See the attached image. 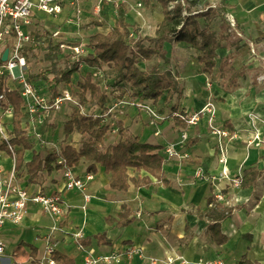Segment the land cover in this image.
<instances>
[{
  "label": "crops",
  "instance_id": "obj_1",
  "mask_svg": "<svg viewBox=\"0 0 264 264\" xmlns=\"http://www.w3.org/2000/svg\"><path fill=\"white\" fill-rule=\"evenodd\" d=\"M78 1L81 13H85L92 4L90 0ZM221 1L211 0V3L216 6ZM225 1L229 6V14L234 15L237 28L244 35V39L238 38L230 31L233 40L239 41L238 51L241 55L235 59V62L232 59L233 66L237 70L245 71V76L238 81L239 84L240 80L247 75L245 67L249 63H251L250 68L257 70L259 76L264 73V0ZM73 14L74 12L67 7L61 14L55 16L34 11L29 27L34 43L36 42L35 34L39 36L45 34L48 23L55 27L51 32L59 31L61 38L66 34L62 26L67 24V18ZM214 24H218V27H214ZM220 24L221 22H215L211 26L219 31ZM89 25L93 26L90 23ZM93 27L98 30L93 35L110 32L101 31L107 27L106 22L103 27ZM245 40L253 43L255 56L251 54ZM171 44L177 43H167L166 50ZM180 44L191 47L185 43L178 45ZM223 48L218 50L221 60L231 53L227 52L229 49L227 46L226 53L222 50ZM220 51H224V54L221 55ZM194 53H196L195 50ZM194 53L188 51L187 57L174 61L172 68H167L172 70L184 86L183 94L177 95L170 104L165 101L166 94L157 104L152 100H147L166 120H159L153 125L146 112L127 104L111 114L113 120L122 121L124 126L142 143L159 147V153L164 155V149L168 145L178 144L182 133L185 131L188 133L187 142L177 148L189 153V159H169L165 155L164 172L169 185L165 186L154 177H151V183H143L142 179L148 173L131 168L128 172L129 177L139 181V184L135 185L131 182L127 191L114 190L110 186V175L106 173L105 168L96 164L92 171L89 169L91 163L84 159L73 168L77 176L93 175L84 190H66L62 173L58 170L51 174L42 172L41 183H30L26 163L32 160L35 153L46 155L49 151H55L50 143L46 146L39 141L33 143L30 131L29 136L33 146L31 150L25 152L23 164L17 167L15 184L25 188L31 194L38 192L61 194L67 205V215L62 219H55L41 207L30 205L22 223L18 225L11 222L5 223L1 237L6 246L5 254L0 260L1 264H33L34 262L47 264L45 261L46 246L49 242L54 243L56 251L74 260L75 264H84L88 256L103 257L111 254H116L119 261L110 264H165V259L168 257L176 259L174 264H179L181 260L189 264H237L244 255H247L254 264H264V148L249 147L246 144L253 134L248 114L256 110L264 115V88L261 92H256L252 100L245 99L244 96L238 94H231V90H223L216 81H209L213 75L210 76L203 72V66L197 60V53ZM26 55L29 61V74L33 79L31 61L40 60L33 57L29 51H26ZM62 57L63 55L60 54V60ZM221 60L217 59L218 68ZM45 65L47 64L44 63ZM90 68L87 67L76 73L72 83L67 86L62 85L61 91L68 88L73 91V86H76L75 76L79 77L82 71H85V77ZM36 76L38 79V75ZM257 80L258 84L264 85V81L259 80V77ZM40 82V89L49 94L44 83ZM97 84L104 86L103 77ZM116 101L131 100L127 97L111 100L108 108ZM174 104L178 105L179 110L189 112L213 104L217 112L218 125L223 127L225 121L231 122L235 137L226 140V164L219 162L218 139L212 135L207 119L202 118L198 125L188 127L186 130L176 126L175 120L168 118ZM25 112L23 125L27 126L25 123L28 119L25 118ZM96 112L98 113V110ZM2 113L0 109V115ZM67 119L68 116H66ZM7 122L10 123L12 129L13 117H9ZM260 128L264 135V126L260 125ZM37 129L38 132L51 133V129L45 126L39 125ZM158 130L160 134L156 135ZM60 134L59 140L62 142L65 140L62 130ZM82 141L83 137L74 133L64 141L62 147L73 145L79 149ZM118 141L119 135L115 129H112L106 135L103 147L115 145ZM0 163L6 171L11 169V156L8 152L2 150ZM253 166L263 170V175L256 187L235 188L229 179H217L215 182L211 179L213 176L218 177L224 169L234 176L237 173L243 174L246 169ZM201 171L203 173L200 176ZM218 192L225 195L224 201H218L215 198L214 195ZM211 198L216 201L208 206ZM234 198H237L238 203H234ZM258 198L259 200L256 201ZM236 206L241 208L222 221L219 225L221 234L214 235L210 229L215 224L212 217L215 218L224 208ZM123 208L127 211L126 219L130 220L126 226L118 225L123 221L118 217ZM109 219L114 221L109 222ZM53 228L57 229L53 230ZM77 231L83 233L84 239H91L83 249L79 248L74 239V232ZM99 234H105L112 243L110 245L99 244L94 238ZM223 237L226 238L225 243H222ZM129 247L141 249L142 254L130 256ZM154 260L156 262H153Z\"/></svg>",
  "mask_w": 264,
  "mask_h": 264
},
{
  "label": "trees",
  "instance_id": "obj_2",
  "mask_svg": "<svg viewBox=\"0 0 264 264\" xmlns=\"http://www.w3.org/2000/svg\"><path fill=\"white\" fill-rule=\"evenodd\" d=\"M164 16L155 36H137L128 23L126 11L122 5L117 6V20L107 34L98 33L89 38L88 47L90 52L80 56V61L87 67H97L103 72L105 86L93 81L92 75L88 73L83 80L76 84L79 107L71 109L68 119L63 124L64 138L68 139L74 133L83 137L81 147L77 149L73 145L62 147L60 152L49 151L46 155L35 153L32 160L26 163L29 182L41 183V173L51 174L61 169L64 165L75 168L81 160L91 163L89 169L94 170L96 164H100L110 175V186L114 190L127 191L130 183L135 185L139 181L129 177L131 168L148 173L142 179L143 183H151V177L156 178L165 186L169 181L165 177L164 163L166 156L159 153V147L142 143L120 120H113L108 114V103L111 100L129 98L132 101L152 100L159 103L166 94V103L170 104L177 95H182L184 86L176 78L171 69H163L161 61H167V43H185L190 45L197 53V60L203 66V72L212 76L217 68L218 50L234 46V50L222 58L218 71L220 85L223 90L236 89L240 78L245 76L244 70H237L233 66V55L239 48V41L233 40L227 16L229 6L222 0L213 6L211 0H159ZM219 19L221 21L219 31L212 28V23ZM201 20L206 23L201 25ZM95 27L105 26L104 21H90ZM36 42L26 51L47 65L38 70V79L44 83L50 96L54 99L61 93L62 85H70L73 76L79 72V62L66 58L62 64L59 56L62 53L60 45L65 43L59 36L49 33L39 36L35 34ZM68 45H77L71 43ZM41 55V56H40ZM157 58L158 64L152 68L142 69L141 61L149 62ZM2 61L0 60V64ZM110 72L106 74L105 68ZM108 80L106 81L105 76ZM5 96V109L13 108L12 138L11 143L16 148V165L23 164L24 154L32 149L29 131L23 125L24 101L17 90L4 91L0 85V94ZM88 107V112H82L81 108ZM98 110V113L96 112ZM178 113L175 119L176 126L188 129V123L183 118L184 110H179L178 105L171 107V113ZM113 123V125H112ZM224 129L234 135L235 130L230 121L224 122ZM112 129L119 135V141L115 145L103 147V142ZM64 140V141H65ZM63 141V143H64ZM3 148H6L3 146ZM65 160L64 164L58 161ZM263 170L257 166L250 167L240 177V187L247 189L256 187ZM216 199H209L208 206ZM241 207L224 208L214 218L215 224L210 227L214 235L219 231V225L231 216L235 210ZM120 226L130 223L127 220L126 208L118 215ZM109 219V222H113ZM99 244L110 245L105 234L94 237ZM91 239H82L81 244L86 246ZM226 242L223 237L222 243ZM221 243V244H222ZM52 258L57 264H75L69 257L55 251ZM33 264H40L34 262ZM237 264H254L247 255H244Z\"/></svg>",
  "mask_w": 264,
  "mask_h": 264
},
{
  "label": "built area",
  "instance_id": "obj_3",
  "mask_svg": "<svg viewBox=\"0 0 264 264\" xmlns=\"http://www.w3.org/2000/svg\"><path fill=\"white\" fill-rule=\"evenodd\" d=\"M69 8L74 14L67 18L68 25L79 26V17L81 9L78 0H0V60L2 61L3 53L6 49H9L8 58L6 61H2L0 64V82L3 85L4 91L17 90L25 104V109L29 114L28 121H36L39 118H50L53 112H60L64 107L75 104L79 106L78 101L74 99L71 89H64L54 99L44 92L34 83L29 74V61L26 55L27 47H30L34 43V38L29 30L32 22L34 11H40L46 15H59L65 8ZM231 33L236 37L244 39L243 33L237 28V21L232 14L227 16ZM54 36L60 37V32H54ZM250 52L253 56L256 55V51L252 42L245 40ZM62 55L64 59L69 58L72 61L79 62L80 56L86 55L90 52L87 45H68L63 43L60 45ZM79 68L81 70L87 68L83 62H79ZM89 73L92 75V79L95 83L103 77V72L97 67H91ZM259 80L264 81V73L260 75ZM1 85V84H0ZM105 86V81L103 80ZM130 105L134 108L146 112L151 118V124H155L159 120H166L163 118L155 107L147 101H116L113 106L108 108V114H112L117 109H120L123 105ZM5 105L4 93L0 94V109L3 111L0 115V156L3 151H6L11 156L12 167L9 171H6L3 165L0 163V260L5 254V242L1 237V231L5 223L11 222L18 225L23 222L24 216L30 205H37L41 207L46 213L50 214L55 219H62L67 215V205L58 193L45 194L38 192L35 194L29 193L25 188H22L15 184L17 177V165H16V148L11 143L12 129L10 123L7 122L9 117H13V108L9 106L7 109ZM178 113H170L169 119L175 120L178 117ZM206 118L210 127L212 135L218 139L217 149L219 153V162L221 164L227 163V148L226 140L232 138L233 135L221 126L216 125V109L213 104H209L206 107L197 111H185L183 118L188 123V127L196 126L200 123L202 118ZM36 118V119H35ZM167 118V119H168ZM35 123V122H33ZM41 124V122H36ZM113 125V123H112ZM114 126V125H113ZM159 130L156 135H159ZM31 135V134H30ZM188 133L185 131L181 135V139L178 144L168 145L164 149V153L167 158H179L181 160H187L190 158L189 153L179 150L177 147L184 145L188 140ZM248 144L256 148H264V137L259 131H255L248 140ZM5 146L6 148H3ZM60 152V151H59ZM60 164H64L65 160L60 158L58 161ZM64 179L66 190L78 189L84 190L89 181L93 178V175L88 174L85 177H80L74 174L73 168L64 165L59 169ZM203 171L200 172V176ZM231 177L227 169H224L219 176L211 177L212 181L217 179H229L233 187H240V177ZM215 198L218 201H224L225 195L222 192L215 193ZM57 228H53L56 230ZM74 239L78 243L80 249H83L81 240L84 239V235L81 231L74 232ZM56 251V245L49 242L46 246L45 261L47 264H57L52 258L53 253ZM130 256L141 255V249L128 248ZM119 258L116 254H111L103 257L88 256L84 260V264H110L112 262H118ZM176 261L173 257L165 259V264H174ZM153 262H156L155 260ZM1 264V262H0ZM179 264H189L187 261L181 260Z\"/></svg>",
  "mask_w": 264,
  "mask_h": 264
},
{
  "label": "rangeland",
  "instance_id": "obj_4",
  "mask_svg": "<svg viewBox=\"0 0 264 264\" xmlns=\"http://www.w3.org/2000/svg\"><path fill=\"white\" fill-rule=\"evenodd\" d=\"M92 4L90 5V8L85 12L81 13L79 17V26L76 25H68L65 24L63 25L62 28L65 31V35H63L60 39L64 41L66 44H71V43H77L87 45L88 43V38L90 35H93L96 33L98 30L94 28L93 26H90L89 23L90 21L96 20V21H105L107 24V27L101 30L104 33H107L112 29L114 26L118 13H117V6L122 5L126 11V16L129 25L131 26L132 32L137 35V36H155L156 31L158 27L161 24V21L163 19V14L162 10L159 4V0H90ZM215 22H221L219 20L214 21ZM212 23V24H213ZM201 25L205 26L206 23L204 20H201ZM218 24H214V27H218ZM47 31L50 33H53L51 31H54V26L51 23H48L46 25ZM222 49L226 53V45ZM227 52H231L234 50V46L228 47ZM167 61H161L160 65L162 66L163 69L167 68H172V65L174 61H177L183 57H187V53H194V50L192 47L184 46V45H178V44H171L167 46ZM183 54V55H182ZM196 54V53H194ZM234 57L233 61L235 62V59L241 57L239 51L234 52ZM189 55V54H188ZM194 56V55H193ZM196 56V55H195ZM64 58L62 57L61 62L63 64ZM221 60V56H219L218 61ZM220 63V62H219ZM158 64L157 58H154L153 60L149 62H143L141 61V68L142 69H147V68H152ZM44 63L42 61H31V76L33 77V81L35 84L38 85L39 89L41 88V82L37 79V72L40 67H43ZM251 63L246 66V77L244 79L240 80L239 83V88L236 90H231V94H238L241 96H244L245 99L252 100L251 98L255 97L256 92H261V90L264 88V85L258 84L257 78L260 77L259 73L254 71V69L250 68ZM218 68V67H217ZM106 74L110 72L108 67L105 68ZM182 70L180 69V72ZM82 75L75 76L74 78V83L77 84V82L81 81L85 75V71H82ZM179 72V73H180ZM107 75L105 76L106 81L108 80ZM216 81L217 84L219 83L220 85V79H219V71L216 69L215 74L212 76V78L209 79V81ZM263 86V87H262ZM74 89L72 92L74 95V99L78 101L79 99L77 97L76 90L78 89L76 86H73ZM43 92V89H40ZM74 107H79L75 104H70L66 107H64L60 112L56 111L53 112L52 116L50 118H39V120L36 121H27V129L31 134L32 137V142L34 141H39L43 146H46L47 144L50 143L52 145V148L55 151H60L62 149V144L63 141L60 142L59 137L61 136L60 131L62 130V134L64 136V129L63 124L66 121V116H68L71 112V109ZM90 110L88 107H83L81 110L86 112V110ZM25 113V118L29 119V114L27 110ZM36 119V118H35ZM248 119L251 122L252 125V133L255 131H259L262 136L264 137L263 133L261 132L260 125L264 126V115H261L258 111L252 110L248 114ZM41 122V124H36V122ZM35 122V123H33ZM45 126L49 129H51V133H45V132H38L37 128L38 126ZM216 125L217 123V112H216ZM219 126V125H218ZM36 128V130H34ZM48 135L49 137H47ZM235 137V134L233 135L232 138ZM231 137L228 138L227 140L232 139ZM49 139L51 141H49ZM247 146L253 147L252 145L248 144L247 141ZM227 145V144H226ZM239 176V173H237L234 176H231L233 178H237ZM233 185V184H232ZM236 188V187H235ZM240 188V187H237ZM259 200L256 199V201ZM234 203H238L237 198H234Z\"/></svg>",
  "mask_w": 264,
  "mask_h": 264
},
{
  "label": "water",
  "instance_id": "obj_5",
  "mask_svg": "<svg viewBox=\"0 0 264 264\" xmlns=\"http://www.w3.org/2000/svg\"><path fill=\"white\" fill-rule=\"evenodd\" d=\"M8 54H9V49H6L3 53V56H2V61H6L7 58H8Z\"/></svg>",
  "mask_w": 264,
  "mask_h": 264
},
{
  "label": "bare ground",
  "instance_id": "obj_6",
  "mask_svg": "<svg viewBox=\"0 0 264 264\" xmlns=\"http://www.w3.org/2000/svg\"><path fill=\"white\" fill-rule=\"evenodd\" d=\"M220 54L223 55L224 54V51H220ZM240 200H241V198H240Z\"/></svg>",
  "mask_w": 264,
  "mask_h": 264
}]
</instances>
